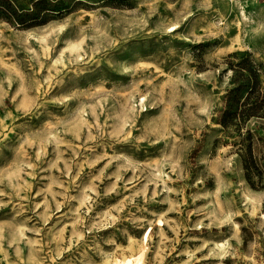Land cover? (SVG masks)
Here are the masks:
<instances>
[{
    "label": "rangeland",
    "instance_id": "rangeland-1",
    "mask_svg": "<svg viewBox=\"0 0 264 264\" xmlns=\"http://www.w3.org/2000/svg\"><path fill=\"white\" fill-rule=\"evenodd\" d=\"M6 1L0 264H264V0Z\"/></svg>",
    "mask_w": 264,
    "mask_h": 264
},
{
    "label": "bare ground",
    "instance_id": "bare-ground-1",
    "mask_svg": "<svg viewBox=\"0 0 264 264\" xmlns=\"http://www.w3.org/2000/svg\"><path fill=\"white\" fill-rule=\"evenodd\" d=\"M144 101V97L140 98V102ZM244 199L251 202V197L248 194H244ZM264 217V213L262 214ZM160 222V220H159ZM148 236V232L144 233L140 241H144ZM130 253L128 254H121L119 257H115L111 262L108 264H145L144 256H145V246L143 244H137L134 240H130ZM143 243V242H142ZM129 245V244H128ZM221 246L220 243L217 244ZM223 245V244H222ZM108 262V261H107ZM42 264V262H40ZM92 264V263H87Z\"/></svg>",
    "mask_w": 264,
    "mask_h": 264
},
{
    "label": "trees",
    "instance_id": "trees-1",
    "mask_svg": "<svg viewBox=\"0 0 264 264\" xmlns=\"http://www.w3.org/2000/svg\"><path fill=\"white\" fill-rule=\"evenodd\" d=\"M8 4V2L6 1V0H0V9L2 8V6H5V5H7ZM14 13H16L15 11H14ZM258 107H259V105H257V104H253V105H251V106H249L248 108H246L245 109V111H246V114H248V115H253V114H255L256 113V111H257V109H258ZM231 115L229 114V112L228 111H225L224 113H223V116H222V122L223 123H225V121H227V119L230 117Z\"/></svg>",
    "mask_w": 264,
    "mask_h": 264
}]
</instances>
